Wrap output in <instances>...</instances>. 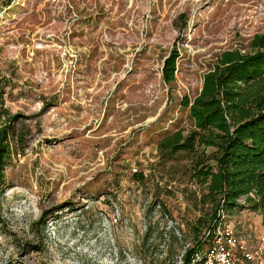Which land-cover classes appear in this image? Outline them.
Segmentation results:
<instances>
[{
  "label": "rangeland",
  "instance_id": "obj_1",
  "mask_svg": "<svg viewBox=\"0 0 264 264\" xmlns=\"http://www.w3.org/2000/svg\"><path fill=\"white\" fill-rule=\"evenodd\" d=\"M262 33L264 0H0V129L15 130L0 264H184L201 188L194 157L160 143L194 130L183 101ZM225 221L260 245V214Z\"/></svg>",
  "mask_w": 264,
  "mask_h": 264
},
{
  "label": "trees",
  "instance_id": "obj_2",
  "mask_svg": "<svg viewBox=\"0 0 264 264\" xmlns=\"http://www.w3.org/2000/svg\"><path fill=\"white\" fill-rule=\"evenodd\" d=\"M252 48L250 53L229 50L219 56L204 75L201 92L193 101H183L194 130L188 136L175 132L160 143L164 157L177 153L196 157L192 158L191 177L201 188L195 204L200 213L195 232L201 239L186 250L184 264L202 254L204 244H211L213 233L226 223L228 214L248 209L260 214L264 223V33L254 37ZM178 58L173 54L165 62L168 83L175 81ZM11 124L0 129V194L13 153ZM198 148H214V164L208 163L209 157H198Z\"/></svg>",
  "mask_w": 264,
  "mask_h": 264
},
{
  "label": "built area",
  "instance_id": "obj_3",
  "mask_svg": "<svg viewBox=\"0 0 264 264\" xmlns=\"http://www.w3.org/2000/svg\"><path fill=\"white\" fill-rule=\"evenodd\" d=\"M201 262V264H264V237L260 238V245L252 249L233 226L225 223L213 233V240L203 254Z\"/></svg>",
  "mask_w": 264,
  "mask_h": 264
},
{
  "label": "crops",
  "instance_id": "obj_4",
  "mask_svg": "<svg viewBox=\"0 0 264 264\" xmlns=\"http://www.w3.org/2000/svg\"><path fill=\"white\" fill-rule=\"evenodd\" d=\"M244 202V201H243Z\"/></svg>",
  "mask_w": 264,
  "mask_h": 264
}]
</instances>
